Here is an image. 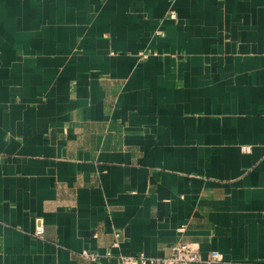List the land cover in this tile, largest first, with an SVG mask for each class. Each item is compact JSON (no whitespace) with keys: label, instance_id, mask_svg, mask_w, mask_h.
<instances>
[{"label":"crops","instance_id":"0c3cea01","mask_svg":"<svg viewBox=\"0 0 264 264\" xmlns=\"http://www.w3.org/2000/svg\"><path fill=\"white\" fill-rule=\"evenodd\" d=\"M179 241L264 264V0H0V264Z\"/></svg>","mask_w":264,"mask_h":264},{"label":"built area","instance_id":"2783aa9c","mask_svg":"<svg viewBox=\"0 0 264 264\" xmlns=\"http://www.w3.org/2000/svg\"><path fill=\"white\" fill-rule=\"evenodd\" d=\"M247 149V146H241L243 152L247 151ZM113 245H117V241H114ZM82 254L91 260L96 259V255L94 254L84 251ZM219 259L220 255L216 250H209L202 256L198 249H196L191 243L179 241L170 247L169 253L165 256L155 257L142 254H118L117 259L109 264H193L198 261L211 263L218 261Z\"/></svg>","mask_w":264,"mask_h":264}]
</instances>
